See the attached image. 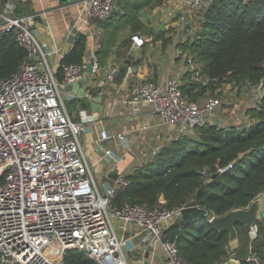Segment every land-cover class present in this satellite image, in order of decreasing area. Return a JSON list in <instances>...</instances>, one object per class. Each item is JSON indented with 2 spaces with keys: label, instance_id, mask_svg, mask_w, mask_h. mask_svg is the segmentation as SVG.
<instances>
[{
  "label": "built area",
  "instance_id": "1",
  "mask_svg": "<svg viewBox=\"0 0 264 264\" xmlns=\"http://www.w3.org/2000/svg\"><path fill=\"white\" fill-rule=\"evenodd\" d=\"M14 1L6 0L0 8V38L13 30L25 55L14 73L0 78V264H67L64 253L71 249L97 264H152L158 251L163 256L162 264H187L176 240H163V229L181 218L185 204L169 208L113 202L112 198L131 184L129 170L111 175L109 169L99 187L79 141L85 124L96 114L78 109L76 121L64 104L67 98L62 92L69 83L86 79L83 90L92 101L115 79L116 66L99 80L98 89L92 87L93 76L100 71L97 21L111 18L118 0L83 1L80 24L73 35L85 32L91 41L86 44L84 63L61 62L59 77L52 72L50 54L54 50L40 43L33 30L36 14L12 12ZM180 1L181 10L171 2L165 14L182 35L193 12L203 11L211 0ZM197 31L189 30L188 36ZM133 39L136 45L143 44L141 37L135 35ZM88 61H92L90 73L85 69ZM199 69H193L192 78H199ZM206 81L202 79V83ZM261 86L255 88L259 96ZM204 99L189 98L178 79L168 75L162 83L141 80L122 102L132 109L140 103L149 104L161 123L175 124L176 133L183 134L220 104L214 95ZM99 134L100 141L125 140L122 131L101 129ZM158 150L152 148L151 156ZM111 155V150L104 148V156ZM231 166L228 163L217 170ZM207 171L206 167L201 170L204 177ZM256 230V225L250 228L251 238ZM228 252V259L218 264L241 261ZM246 260L259 264L254 255Z\"/></svg>",
  "mask_w": 264,
  "mask_h": 264
},
{
  "label": "trees",
  "instance_id": "2",
  "mask_svg": "<svg viewBox=\"0 0 264 264\" xmlns=\"http://www.w3.org/2000/svg\"><path fill=\"white\" fill-rule=\"evenodd\" d=\"M4 1L0 2V8ZM171 1L139 0L131 5V10L125 13H131L130 17L117 27L123 34L119 46L112 48L115 31L106 40H100L96 50L100 67L109 56L120 54L119 47L125 46L133 33L144 32L145 25L137 20L141 6L151 5L155 12ZM13 10L21 13L19 0L15 1ZM109 20L112 21L113 16L102 22ZM200 22L195 37L183 42L196 59L203 61L199 78H192L193 85L214 89L226 81L255 89L264 83V0H211ZM87 41L88 35L78 32L62 62L84 63ZM24 55L25 49L16 41L13 30L1 36L0 78L14 73ZM112 67L114 65L104 72V79ZM60 75L59 69L56 76ZM202 79L207 81L202 83ZM181 89L188 96V90ZM76 101L83 107L89 104L85 97L71 99L70 103L75 105ZM248 112L256 117L248 125L220 126L202 121L183 134L176 133L154 156L127 173L131 184L112 198L117 204L137 202L169 208L195 199L199 206L209 210L208 216L182 227L177 235L179 254L187 264L226 261L229 232L214 228L209 222L210 216L245 208L264 192V96H259ZM228 163H232L228 169L217 170ZM204 167L208 168L207 177L201 173ZM256 226V235L251 238L248 226L236 225L240 246L230 252L238 255L242 263L257 264L246 260L247 256L254 255L259 264H264V218L257 221ZM248 239L249 243L244 246ZM64 260L67 264H97L73 249L64 253Z\"/></svg>",
  "mask_w": 264,
  "mask_h": 264
},
{
  "label": "crops",
  "instance_id": "3",
  "mask_svg": "<svg viewBox=\"0 0 264 264\" xmlns=\"http://www.w3.org/2000/svg\"><path fill=\"white\" fill-rule=\"evenodd\" d=\"M19 1L21 3V13L36 14L33 30L40 43L44 44L48 49L54 50V52L50 54V60L53 63L56 54L62 53L70 32L74 30L76 25L80 24V12L82 11L84 0H73L71 2H60L59 0ZM122 1L124 0H118L116 6L117 9L122 7V4H120ZM171 2L177 3L178 5L176 8L181 10L182 3L180 0H172ZM3 3L1 7L3 6ZM169 4L162 5L157 10L160 22L156 21V23H168L165 10L170 8ZM145 7L146 6L143 8ZM12 12H14V10ZM120 12L123 14L124 11H119L118 13ZM116 14H113V19L116 18ZM137 17L139 16L137 15ZM161 19L164 20L162 21ZM141 23L145 25L144 32L138 30L133 33L130 37V43L126 44L124 47H120V49H122L120 54H115L112 57L109 56L106 60V64L100 67V71L93 76L92 87L98 89L99 80L103 79V74L109 66L114 65L119 71L120 66L126 64V60H128V66L123 76L119 78L116 74L115 79L106 84L100 92L98 97L101 98V103L103 104L102 112L94 111L90 104L91 101L89 100L87 107L81 106L79 101H76L75 104L77 115L73 120H79L78 109H84L88 113L96 114L93 120L85 124V129L80 134V144L84 153L85 150L83 144H88V152L85 154L86 159L90 168L94 166V168L100 173L102 172L105 163L103 160L104 150L103 155L101 152V147H103L102 144H106L107 142L108 144H113L111 146L121 147L122 150L119 149L120 151L118 152L122 154L123 159L116 156L115 152L111 149L113 147L106 146L103 148H109L111 150V157L105 156V158H107L108 161L116 160L117 164H114V167L126 170L136 161V156L134 155L136 150L141 152L140 154L150 158L152 157V148L159 147L160 149V147L166 144L170 138L176 134V125L161 123L158 116L152 112V108L149 104L140 103L137 109H132L130 106L122 102V99L130 94L131 90L138 82L150 78L157 83H162L165 80V77L169 75L176 77L179 81L180 87H182L183 90H188L186 93L190 94V96H193L198 89L193 85L192 74L194 71L193 69L195 67H201L203 61L193 58L194 54L189 48L183 46V41L178 42L179 44L174 42L168 43L166 47L163 48L161 39H154L155 36L147 35V24L144 22ZM110 24H113L111 20L107 23L102 21L97 23V33L101 32V35L98 34L96 38L97 49L100 46V40H106L108 35L107 31L108 33L112 32L110 30ZM159 30L161 32L163 27L161 26ZM135 35L143 39L142 45H136L134 43L133 36ZM89 41H91V39H89L88 36L87 42L89 43ZM72 44L73 42L71 43V46ZM229 84L230 83H222L221 86L216 87L215 90H222L227 93ZM192 87H194L193 90H190ZM64 92V96L68 100H75L81 97L86 98V92L84 90L81 97H79L77 92L73 90L65 89ZM248 117L249 123L255 120L254 116ZM203 121H208V117ZM143 124H147L146 128H138ZM231 124L235 123L232 122ZM220 125L224 126L223 124ZM101 129H107L112 133L122 131L124 132L125 140L120 142L116 139L110 138L100 141L99 133ZM159 142H161L160 145L158 144ZM111 170V173H113L111 175L117 173L114 168ZM108 171L109 170L106 172ZM259 213L261 217L264 218V207L260 209ZM230 246L233 249V247L236 246V242H231ZM162 261V253L158 251L154 256L152 264H162Z\"/></svg>",
  "mask_w": 264,
  "mask_h": 264
},
{
  "label": "rangeland",
  "instance_id": "4",
  "mask_svg": "<svg viewBox=\"0 0 264 264\" xmlns=\"http://www.w3.org/2000/svg\"><path fill=\"white\" fill-rule=\"evenodd\" d=\"M138 1L139 0H124L120 3V4H122V7H120L119 9H117V8L115 9L113 14L115 15L117 13L116 18L112 20L113 24H110L111 25L110 30L115 31V38H114V41L112 44V46H113L112 48L116 49L120 44L119 42L121 41V38L123 37V34L118 31L117 27L120 26L121 24L125 23V21L130 17L131 13H128L127 15H125V13L130 11L131 5H133V6L136 5V2H138ZM124 5H125V8H124ZM119 11H124V12H123V14H121L122 12L118 13ZM137 12H138L137 15L139 16V17H137V20L147 24L146 34L155 36L154 39H161V42L165 41L166 45L168 43H173V42L177 43V44H179L178 42H181V41L190 42L191 39H193L195 37V34H191V36L190 35L188 36V32H189V30L192 31V30H196V29L199 30L200 29V26H201L200 21H201L202 13H203V11L193 12L192 17L190 19V22L188 23V26L187 27L184 26V28H183L184 33L181 35L176 31V29L178 30V27L176 26V24H173L170 20H168V23H156V21L160 20L159 14L157 11H155V12L153 11V8H151V5H149V6L147 5L145 8H143L141 6V8H139ZM161 20L163 21L164 19H161ZM97 23H98V21H97ZM161 26L163 27V30L160 32L159 29L161 28ZM98 34L101 35V32ZM107 34H108L107 35V38H108L110 36V34H112V33H108V31H107ZM130 41H131V38H129L128 43H130ZM165 44L164 43L162 44L163 48L166 47ZM185 48H188V47L186 46ZM121 50L122 49H120V47H119L118 51H121ZM193 58H195L194 55H193ZM223 83H226V84L230 83L228 86V92L227 93L223 92L222 90L216 91L215 88L211 89L213 86L202 89L201 86L196 84L195 87H197L198 89L195 93V96H190V94H188V96L193 98L194 100H197V101H202L204 98L212 96V95L219 98L220 104L215 108L213 113L206 115L204 117V119L206 117H208L209 122H215V123H218L219 125L223 124L224 126H229L228 124H231L232 122L235 124L237 123V125H241V126L246 125V124L248 125V123H249L248 122V120H249L248 116H250L248 110L251 106H254L256 104V101L259 98V96H258L259 94L256 92L255 89L250 88L245 84L231 83V82H226V81H224ZM221 84L222 83H220L219 86H221ZM62 93L65 95L64 91ZM254 94H255V97H254ZM64 104L66 106V109H67L70 117L72 119H75L76 115H77L75 105L70 103V100H68V99L64 100ZM255 119H256V117H255ZM80 134H79V141H81ZM160 143L161 142H159L158 144L160 145ZM102 145H103V147H106V146L107 147H113L111 149L115 152L116 156L123 159L122 154H120L118 152V151L122 150L121 147L119 148V146H116V147L111 146L113 144H108L107 142H106V144L104 143ZM103 147H101L102 155H103V150H104ZM83 148L85 150L84 154H87L88 148H89L88 144H85V145L83 144ZM140 153L141 152H138L137 150L134 152V155L136 156V161L126 170L131 171V170H133V168L139 167V165L143 164L144 161L149 159V157L147 158V156H144L143 154H140ZM103 160L105 161V163H104V167H103V170L101 173L98 172L94 168V166L91 167L94 178H95V180H96V182L100 188H102V186L104 184V181H105L104 180V173L107 170L114 168L116 170V172L124 171V170H121L119 168L114 167V164H117L116 160H109L108 161L107 158H105V156H103ZM248 243H249V239H248L247 243H244V246L247 245ZM228 246H229L227 249L228 251H236V249H238L240 246V242L238 240V242H236V246L233 247V249L230 246V244ZM238 264H245V263H242L240 261Z\"/></svg>",
  "mask_w": 264,
  "mask_h": 264
},
{
  "label": "water",
  "instance_id": "5",
  "mask_svg": "<svg viewBox=\"0 0 264 264\" xmlns=\"http://www.w3.org/2000/svg\"><path fill=\"white\" fill-rule=\"evenodd\" d=\"M3 0H0V2ZM60 2H71L73 0H59ZM74 35L73 31L70 32L67 38V43L64 46L62 53L56 54L54 61L52 63V72L56 75L57 71L60 69L62 59L67 55L71 49V43L73 42ZM128 63V60H126ZM127 63L120 66V69L117 73V77H122L124 72L127 69ZM85 69L87 72H91L92 61L85 63ZM86 82V79L80 80L77 82L69 83L66 86L67 90H73L77 92V95L81 97L83 92V87ZM260 96H264V83L262 84L260 90ZM91 107L94 111L102 112L103 104L101 103V98L96 97L95 100L90 102ZM264 204V192L261 193L258 197L253 199L250 204L245 208H236L228 211L223 215H211L209 218L210 224L218 230H226L229 232V244L231 242H238V235L236 230V225L238 223L245 224L249 228L254 227L256 222L261 220L260 209L263 208ZM209 210L199 206L196 203L195 199L188 201L182 208V216L178 220H175L167 227L163 229L165 233L163 240L173 241L177 239V235L180 229L184 226H187L189 223L203 217L208 216Z\"/></svg>",
  "mask_w": 264,
  "mask_h": 264
}]
</instances>
